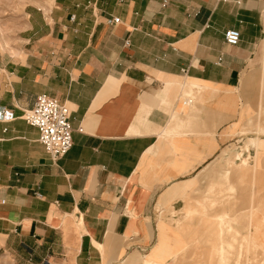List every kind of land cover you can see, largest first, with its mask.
Segmentation results:
<instances>
[{
    "label": "crops",
    "instance_id": "obj_1",
    "mask_svg": "<svg viewBox=\"0 0 264 264\" xmlns=\"http://www.w3.org/2000/svg\"><path fill=\"white\" fill-rule=\"evenodd\" d=\"M28 17L17 56L0 63V110L16 117L0 120V257L160 264V246L144 256L159 217L184 208L220 143L206 107L191 132L165 136L179 102L158 93L177 77L226 89L247 71L243 88L259 82L264 0H53ZM228 28L239 44L225 41ZM40 94L72 110L73 146L57 161L22 118Z\"/></svg>",
    "mask_w": 264,
    "mask_h": 264
},
{
    "label": "rangeland",
    "instance_id": "obj_2",
    "mask_svg": "<svg viewBox=\"0 0 264 264\" xmlns=\"http://www.w3.org/2000/svg\"><path fill=\"white\" fill-rule=\"evenodd\" d=\"M52 3L0 0V63L10 55L17 56L24 44L28 12L34 6L46 8ZM252 75L260 81L243 88L250 76L244 71L240 86L226 89L177 77L158 93L163 102L174 106L179 102L165 136L191 132L192 114L206 107L209 115L203 124L211 127L209 131L218 136L220 145L184 208L160 215L159 240L144 256H151L160 246L154 256L160 264H264V71L255 70ZM186 100L189 103H184ZM226 121L222 128L214 129ZM209 131L201 133L209 135ZM210 174L216 177L210 179ZM219 234L225 242V260L219 256ZM252 242L255 245L250 251ZM0 264L17 263L0 257Z\"/></svg>",
    "mask_w": 264,
    "mask_h": 264
},
{
    "label": "built area",
    "instance_id": "obj_3",
    "mask_svg": "<svg viewBox=\"0 0 264 264\" xmlns=\"http://www.w3.org/2000/svg\"><path fill=\"white\" fill-rule=\"evenodd\" d=\"M119 21V17L109 19L110 23ZM224 38L228 44L237 45L241 41V31L236 28H228L224 32ZM15 118L12 110H0V120L11 121ZM22 118L38 129L39 140L53 161L64 157L72 148V110L65 102L46 94H40L34 105L24 110Z\"/></svg>",
    "mask_w": 264,
    "mask_h": 264
},
{
    "label": "bare ground",
    "instance_id": "obj_4",
    "mask_svg": "<svg viewBox=\"0 0 264 264\" xmlns=\"http://www.w3.org/2000/svg\"><path fill=\"white\" fill-rule=\"evenodd\" d=\"M184 103H189V101L188 100H186V101H184ZM219 248H218V251H219V256H220V258L222 259V260H225V256H224V254H225V242H224V239H223V237H222V234H219ZM249 245H250V251H251V246L253 245H255V243H249ZM252 246V247H253ZM256 247V250H257V247L258 246H255ZM254 248V247H253ZM255 250V249H254ZM255 250V251H256ZM253 251V250H252ZM244 255V254H243ZM144 264H158V263H155V262H153L152 260H146L145 262H144Z\"/></svg>",
    "mask_w": 264,
    "mask_h": 264
}]
</instances>
